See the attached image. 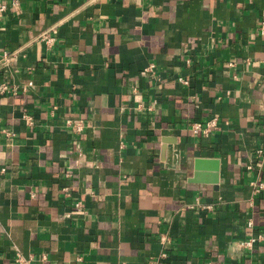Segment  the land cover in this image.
Here are the masks:
<instances>
[{
	"label": "crops",
	"instance_id": "0c3cea01",
	"mask_svg": "<svg viewBox=\"0 0 264 264\" xmlns=\"http://www.w3.org/2000/svg\"><path fill=\"white\" fill-rule=\"evenodd\" d=\"M3 1L0 264H264V0Z\"/></svg>",
	"mask_w": 264,
	"mask_h": 264
},
{
	"label": "built area",
	"instance_id": "2783aa9c",
	"mask_svg": "<svg viewBox=\"0 0 264 264\" xmlns=\"http://www.w3.org/2000/svg\"><path fill=\"white\" fill-rule=\"evenodd\" d=\"M12 2L16 3V0H13ZM5 7H6V3L3 0H0V17L2 15ZM257 32L260 35H264V19H261L259 21V23L257 25ZM42 36L45 37V41H47V42L52 40L51 36H46L45 34H43ZM1 57L6 58L7 54L5 52H3ZM151 67H152V64L150 63L148 66L144 67L143 70H149ZM177 79L180 82H186V80L183 77L179 76V77H177ZM16 91H17V87L15 85H12L5 80H0V93H15ZM22 115L26 118L27 121H30L31 118L28 114L24 113ZM66 122H69V120L66 119ZM216 122H217L216 116L212 115L202 122L191 121L189 124V128L194 133H196V132L206 133L210 130L211 127L216 125ZM75 127H76V129L81 128V124L79 121L76 123ZM261 128H262L261 130L264 131V120L261 122ZM263 153H264V144L254 147L252 149V151L250 152L249 159L245 163L244 168L249 169V170L252 168H258L260 165V159H261ZM1 170H3V168H1ZM249 184L252 187V191H254V192L263 191L264 192V179L249 180ZM62 190L65 192V194H67V189L65 186L62 187ZM73 205L77 209H79V207H80L78 200L73 202ZM206 206H209V204H207ZM245 222H246V225H248V226L251 225L250 219H247ZM258 237H260V235L258 233L251 234L248 236V238L241 241V243L244 246L250 247L252 242ZM164 256H165L164 253H160V257H164ZM13 263L14 264H31V257L30 256H24L19 252V250H15L14 255H13Z\"/></svg>",
	"mask_w": 264,
	"mask_h": 264
},
{
	"label": "water",
	"instance_id": "95a60500",
	"mask_svg": "<svg viewBox=\"0 0 264 264\" xmlns=\"http://www.w3.org/2000/svg\"><path fill=\"white\" fill-rule=\"evenodd\" d=\"M43 34H45V32H44V33H42L41 35H43ZM41 35H40V36H41ZM135 264H141V263H135Z\"/></svg>",
	"mask_w": 264,
	"mask_h": 264
}]
</instances>
